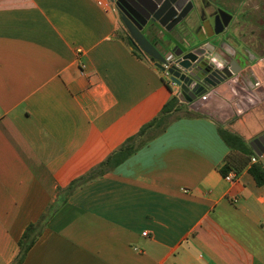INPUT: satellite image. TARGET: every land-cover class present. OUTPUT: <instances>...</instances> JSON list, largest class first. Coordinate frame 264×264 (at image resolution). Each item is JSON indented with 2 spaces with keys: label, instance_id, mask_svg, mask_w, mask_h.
Segmentation results:
<instances>
[{
  "label": "crops",
  "instance_id": "crops-1",
  "mask_svg": "<svg viewBox=\"0 0 264 264\" xmlns=\"http://www.w3.org/2000/svg\"><path fill=\"white\" fill-rule=\"evenodd\" d=\"M98 1L0 0V264L14 263L28 226L73 181L178 96L129 43L116 3ZM260 70L214 88L231 93L230 116L184 104L194 116L74 192L23 264H264V187L249 167L225 179L240 155L219 133L249 143L256 118L240 116L255 104L264 125Z\"/></svg>",
  "mask_w": 264,
  "mask_h": 264
},
{
  "label": "flooded vegetation",
  "instance_id": "flooded-vegetation-1",
  "mask_svg": "<svg viewBox=\"0 0 264 264\" xmlns=\"http://www.w3.org/2000/svg\"><path fill=\"white\" fill-rule=\"evenodd\" d=\"M190 2L193 6L188 16L178 26L164 32L156 28L153 31L146 30V36L164 55L171 53L172 48L177 45L182 48L205 47L213 52L222 64L230 66L236 61L242 66L241 72L251 77H254L253 65L260 62L259 81L254 82V85L260 86L264 95V0H190ZM122 5L132 13H141L134 2L122 0ZM118 12L122 20L123 7L121 11L118 9ZM122 23L130 38L123 20ZM178 30H182L183 33L180 35ZM255 50H259V53H255ZM237 85H242L240 79Z\"/></svg>",
  "mask_w": 264,
  "mask_h": 264
},
{
  "label": "water",
  "instance_id": "water-1",
  "mask_svg": "<svg viewBox=\"0 0 264 264\" xmlns=\"http://www.w3.org/2000/svg\"><path fill=\"white\" fill-rule=\"evenodd\" d=\"M112 1L120 11L123 7L122 20L133 46L151 57L162 71L163 64L169 65L171 80L179 90L178 98L182 105L195 102L242 71V66L236 61L230 66L222 64L214 53L205 47L182 48L177 45L172 48L171 53L164 55L146 36V30L153 31L156 28L164 32L178 26L193 6L190 0H127L134 2L137 9H140V14L125 8L122 0ZM250 146L256 155L263 157L264 134L252 140Z\"/></svg>",
  "mask_w": 264,
  "mask_h": 264
},
{
  "label": "trees",
  "instance_id": "trees-1",
  "mask_svg": "<svg viewBox=\"0 0 264 264\" xmlns=\"http://www.w3.org/2000/svg\"><path fill=\"white\" fill-rule=\"evenodd\" d=\"M127 39L129 43L132 44L131 39L129 37H127ZM136 49L141 54H144L138 48ZM185 106L186 105H182L180 103L178 96H173L168 103L165 104L159 115L144 125L136 135L126 140V142L119 149L114 151L105 161L94 167L90 172L73 181L64 190L65 200L61 202L60 205L50 206L37 223H33L28 226L22 239L19 241L20 252L13 264H23L29 251L42 236L48 222L63 207L74 192L84 187L86 184L102 178L106 174L116 170L124 162L148 145L152 140L166 132L175 120L195 115L193 111H190ZM219 133L232 153H238L240 155L239 158L234 159L233 161H231L232 157L230 156V159H228L226 164L220 169L221 174L223 176H227L232 171L240 173L242 169L249 167V173L254 177L257 185L264 187V163L258 162L250 165L251 158L256 156V153L250 144L242 135L228 129L220 128Z\"/></svg>",
  "mask_w": 264,
  "mask_h": 264
},
{
  "label": "rangeland",
  "instance_id": "rangeland-1",
  "mask_svg": "<svg viewBox=\"0 0 264 264\" xmlns=\"http://www.w3.org/2000/svg\"><path fill=\"white\" fill-rule=\"evenodd\" d=\"M162 51L164 52V49H162ZM255 53H259V50H255ZM255 72L258 74V69L256 67H254ZM257 89V87H256ZM245 93L253 95L252 91H245ZM219 94V95H218ZM231 93L230 92H226L225 95H221L219 92L217 93L216 90L212 89L211 91H209L207 94L203 95L202 97L198 98L194 104H195V110L198 113H202V114H210L212 113V111L217 110V111H224L223 108L228 107L229 108V116L231 114H233V109L230 108V106L232 105V101H231ZM238 99H240L241 94H237ZM247 105V103H246ZM251 107L249 112H245L244 114H242L240 117L244 120H251L255 119L254 121H252L251 126L248 128V132L247 133H253L251 135V139L249 141V143L254 140L255 138L259 137L263 131H264V125H262V122H260L261 119H258V113L260 108L255 104V106H249ZM261 111V110H260ZM195 113V112H194ZM261 124V131L257 132L258 130V126L259 124ZM236 127V126H235ZM247 127L241 128L240 131L246 133V129ZM256 132V133H255ZM260 158V162L264 163V156L263 157H259Z\"/></svg>",
  "mask_w": 264,
  "mask_h": 264
},
{
  "label": "built area",
  "instance_id": "built-area-1",
  "mask_svg": "<svg viewBox=\"0 0 264 264\" xmlns=\"http://www.w3.org/2000/svg\"><path fill=\"white\" fill-rule=\"evenodd\" d=\"M98 4L100 6H104L105 5V1L104 0H99L98 1ZM171 56H169L170 58ZM164 65V70L162 71L163 72V75H164V78L168 81V83L173 86V87H176V85L174 84V82L171 80V74L169 72V65L167 64H163ZM260 162V158L258 155L256 156H253L251 158V161H250V165H253V164H256ZM225 179L229 182H234L235 181V175L231 172L230 174H228L227 176H225ZM235 202H237V199L234 200ZM144 236H147V233H144Z\"/></svg>",
  "mask_w": 264,
  "mask_h": 264
}]
</instances>
